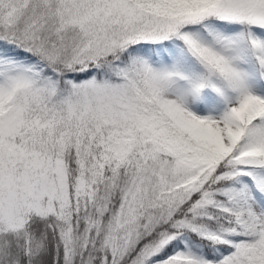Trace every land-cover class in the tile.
<instances>
[{"label": "snow or ice", "instance_id": "obj_1", "mask_svg": "<svg viewBox=\"0 0 264 264\" xmlns=\"http://www.w3.org/2000/svg\"><path fill=\"white\" fill-rule=\"evenodd\" d=\"M0 264H264V0H0Z\"/></svg>", "mask_w": 264, "mask_h": 264}]
</instances>
